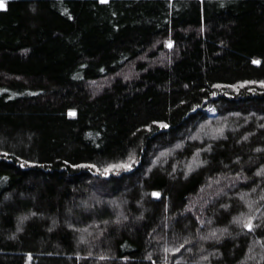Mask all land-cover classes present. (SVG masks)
I'll use <instances>...</instances> for the list:
<instances>
[{
  "label": "trees",
  "instance_id": "16d2710c",
  "mask_svg": "<svg viewBox=\"0 0 264 264\" xmlns=\"http://www.w3.org/2000/svg\"><path fill=\"white\" fill-rule=\"evenodd\" d=\"M3 3L0 264H264V0Z\"/></svg>",
  "mask_w": 264,
  "mask_h": 264
},
{
  "label": "snow or ice",
  "instance_id": "6c2138e0",
  "mask_svg": "<svg viewBox=\"0 0 264 264\" xmlns=\"http://www.w3.org/2000/svg\"><path fill=\"white\" fill-rule=\"evenodd\" d=\"M102 2H107V0H102ZM5 5H4V3H3V0H0V7H4ZM257 63H259V61H256ZM162 126H164V125H162ZM131 159V158H130ZM121 165H109L108 167L109 168H114V167H120ZM93 167H95V165H93ZM123 167H126V168H130L131 167V164L129 163V164H124L123 165ZM107 174V173H106ZM153 195H155V196H159V193L158 192H154L153 193ZM246 228H248L249 230H251L253 227H254V225L252 224V222H251V217H249V219H248V221H247V223H245V225H244Z\"/></svg>",
  "mask_w": 264,
  "mask_h": 264
},
{
  "label": "rangeland",
  "instance_id": "374dc122",
  "mask_svg": "<svg viewBox=\"0 0 264 264\" xmlns=\"http://www.w3.org/2000/svg\"><path fill=\"white\" fill-rule=\"evenodd\" d=\"M103 84H99V85H93V86H91L93 89H98V88H100L101 86H102ZM211 134V133H210ZM213 134V133H212ZM204 136H206V135H204Z\"/></svg>",
  "mask_w": 264,
  "mask_h": 264
}]
</instances>
